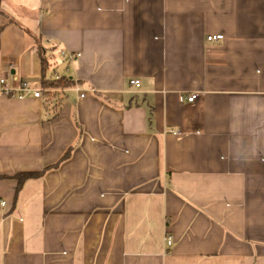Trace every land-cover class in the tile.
Listing matches in <instances>:
<instances>
[{"label": "crops", "instance_id": "0c3cea01", "mask_svg": "<svg viewBox=\"0 0 264 264\" xmlns=\"http://www.w3.org/2000/svg\"><path fill=\"white\" fill-rule=\"evenodd\" d=\"M1 10L0 78L42 92L32 35L73 85L0 94V264H264V0Z\"/></svg>", "mask_w": 264, "mask_h": 264}, {"label": "trees", "instance_id": "16d2710c", "mask_svg": "<svg viewBox=\"0 0 264 264\" xmlns=\"http://www.w3.org/2000/svg\"><path fill=\"white\" fill-rule=\"evenodd\" d=\"M0 15L5 18V21L3 26L0 28V33L1 30L8 24H16L17 26H19V24L17 23V21H15L14 19L9 18L2 10H1V0H0ZM21 27V26H20ZM28 34H30L27 30H25ZM31 37H33L34 41L37 44V48H38V52H39V56L41 58V64H42V69H43V75L40 81V86L42 89V96L45 98V102H50L54 101L56 102V104L54 105V107H52V110L49 109V111H53L51 112L52 114L50 115V119L52 120L53 118H55L58 115V106H59V95L57 94L56 90H63L66 89L68 87H71L73 85V80L68 78V77H58L56 78L55 75L53 74H49V69H50V64L46 58L45 55V50L42 46V44L40 43V41H37L36 38L34 36L31 35ZM14 95V94H13ZM13 95L9 96V97H13ZM47 110V112H49ZM71 150L72 147H70L62 156L61 158L55 162L54 164L48 165L46 166L42 171L39 172H21L18 173L14 176V179H16L18 181V186H17V195L19 193V191L21 190L23 184L30 180V179H36V178H41L43 177L47 172L53 170V169H57L64 161H66L71 154Z\"/></svg>", "mask_w": 264, "mask_h": 264}, {"label": "built area", "instance_id": "2783aa9c", "mask_svg": "<svg viewBox=\"0 0 264 264\" xmlns=\"http://www.w3.org/2000/svg\"><path fill=\"white\" fill-rule=\"evenodd\" d=\"M222 39H223L222 35H216V36L210 35L207 37V40L209 42H214V41H218V40H222ZM62 55H63V57H66L72 61L76 60L79 57V54H67L65 52H63ZM12 79L14 82H16L18 84L16 88L11 87V85L9 84L7 79L0 78V94H2L4 96H11L14 94L15 96H17L19 98H23L30 93H32L37 98L42 96V92L40 90L33 89L27 81L18 80L15 77H13ZM130 84H131V86H133L135 88H139L141 86V82L139 80H131ZM81 96H83V95H81ZM197 98H198L197 94H191L190 96L187 97V101L189 103H193L197 100ZM171 134L181 135V133L178 131H171ZM0 205L6 206L7 202L6 201H0ZM172 241H173L172 237L169 236L167 238L168 244L171 245Z\"/></svg>", "mask_w": 264, "mask_h": 264}]
</instances>
